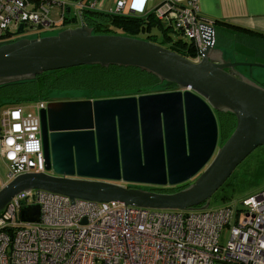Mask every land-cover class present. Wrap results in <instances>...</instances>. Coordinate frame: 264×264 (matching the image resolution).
Returning <instances> with one entry per match:
<instances>
[{"label":"water","instance_id":"1","mask_svg":"<svg viewBox=\"0 0 264 264\" xmlns=\"http://www.w3.org/2000/svg\"><path fill=\"white\" fill-rule=\"evenodd\" d=\"M80 65L136 67L176 89L49 101L39 110L45 172L5 183L0 211L32 189L70 200L205 210L234 168L264 145V86L237 69L264 64L225 59L214 47V31L197 62L145 39L94 34L85 25L0 45V85ZM217 113L235 117L224 141ZM20 218L38 222L39 205L23 206Z\"/></svg>","mask_w":264,"mask_h":264},{"label":"built area","instance_id":"2","mask_svg":"<svg viewBox=\"0 0 264 264\" xmlns=\"http://www.w3.org/2000/svg\"><path fill=\"white\" fill-rule=\"evenodd\" d=\"M146 2L116 0L108 12L142 14ZM86 7L99 8L95 0H0V45L29 38L24 33L58 31L65 18L85 25ZM154 14L190 38L191 61H199L213 26L199 15L198 1L161 0ZM46 104L35 103V113L0 109V155L8 180L45 172L39 110ZM30 204L40 207L38 222L20 218ZM0 264H264V189L215 210H156L70 200L41 189L21 192L0 211Z\"/></svg>","mask_w":264,"mask_h":264},{"label":"trees","instance_id":"3","mask_svg":"<svg viewBox=\"0 0 264 264\" xmlns=\"http://www.w3.org/2000/svg\"><path fill=\"white\" fill-rule=\"evenodd\" d=\"M82 18L83 23L90 27L94 34H117L137 38L139 33H144L145 40L166 47L190 60L195 56V48L190 38L186 36L189 42L180 38L172 39L167 33L171 27L160 24L153 14L147 16L132 13L115 14L86 7L82 10ZM63 23L61 29L76 27L73 22L66 18ZM153 28L161 30L167 42L157 41L155 34L150 33ZM156 86L174 85L169 82H160L156 76L136 67L80 65L45 71L33 79L0 85V109L7 107L23 108L24 105L35 104L39 101L48 103L63 99L117 96L126 91L136 94ZM73 90L87 92L84 95L76 96ZM61 92L64 94L60 95ZM50 93L55 95H50ZM217 118L220 136L224 141L235 127V117L231 113H217Z\"/></svg>","mask_w":264,"mask_h":264},{"label":"crops","instance_id":"4","mask_svg":"<svg viewBox=\"0 0 264 264\" xmlns=\"http://www.w3.org/2000/svg\"><path fill=\"white\" fill-rule=\"evenodd\" d=\"M88 1V0H87ZM99 10L107 12L114 7L116 0H95ZM128 5L132 0H126ZM198 13L202 18L212 21L214 28V47L222 52V56L229 61L251 62L264 64V0H197ZM161 0H147L144 13L147 16L153 14L154 18L164 26H170L176 30L172 23L164 19H158L154 9ZM177 31V30H176ZM179 32V31H178ZM249 78L256 79L264 86V69L257 67L237 68ZM165 90L149 89L140 93L126 91L117 96L140 95L156 93ZM167 91V90H166ZM171 91V90H168ZM97 99V98H86ZM76 100V99H63ZM0 165L7 171L6 163L0 155ZM5 171V173H6ZM9 180L0 177V186ZM166 191V190H164Z\"/></svg>","mask_w":264,"mask_h":264},{"label":"rangeland","instance_id":"5","mask_svg":"<svg viewBox=\"0 0 264 264\" xmlns=\"http://www.w3.org/2000/svg\"><path fill=\"white\" fill-rule=\"evenodd\" d=\"M71 27V25H68ZM61 30V29H60ZM59 31V30H58ZM58 31H46L39 33H24L29 38L33 37H42L46 35L56 34ZM152 34H155V39L157 41H165L164 34L161 30L157 28H153L151 30ZM167 33L172 37V39H182L183 41L189 42V39L182 34L173 29L167 30ZM137 38L145 39L144 33H139ZM163 44V43H162ZM165 46V44H163ZM241 69L245 68V66H239ZM247 67V66H246ZM159 87V86H156ZM158 89V88H153ZM76 96L84 95L87 91H76L73 90ZM54 94V93H50ZM63 95L64 92L59 93ZM78 94V95H77ZM55 95V94H54ZM72 95V93H71ZM37 111L34 103H29L23 106V112H33ZM5 168L0 165V177L5 178ZM3 186V185H2ZM0 186V188L2 187ZM137 186L142 188H160V189H170L169 186L159 187L153 185H144L138 184ZM264 189V145L256 147L241 163H239L226 181L219 187L214 194L210 198L208 209L215 210L218 209L225 204L233 203L234 205H239L242 200L248 196L255 195L259 191ZM226 230L222 233L221 241L226 239Z\"/></svg>","mask_w":264,"mask_h":264},{"label":"flooded vegetation","instance_id":"6","mask_svg":"<svg viewBox=\"0 0 264 264\" xmlns=\"http://www.w3.org/2000/svg\"><path fill=\"white\" fill-rule=\"evenodd\" d=\"M253 79V78H252ZM256 82H258L259 83V81H257L256 79H254ZM260 84V83H259ZM154 88H158V89H160V90H175L176 89V87L175 86H168V87H162V86H159V87H154ZM54 101H59V100H54ZM184 186V185H183Z\"/></svg>","mask_w":264,"mask_h":264}]
</instances>
